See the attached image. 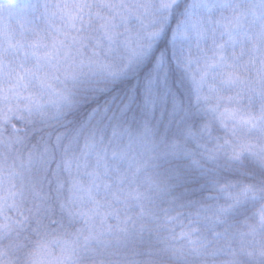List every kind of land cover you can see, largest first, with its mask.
<instances>
[{
  "label": "snow or ice",
  "instance_id": "snow-or-ice-1",
  "mask_svg": "<svg viewBox=\"0 0 264 264\" xmlns=\"http://www.w3.org/2000/svg\"><path fill=\"white\" fill-rule=\"evenodd\" d=\"M220 2L227 5L228 0ZM259 3L264 8V0ZM107 6L128 7L122 0L118 5ZM91 7L86 0H73L71 9L65 4L67 30L59 31L50 42L45 38L31 41L28 47L34 63L8 77L7 95L0 88V106L15 102L28 117L30 126L23 130V135L19 134L21 129L13 127L17 135L8 138L0 129V264H158L154 257L159 252L151 249L143 254L117 250L134 237L142 238L145 232L154 233L164 245L162 250L173 259L185 255L183 247H175L185 242L206 261L214 253L206 251L211 242L200 236L199 225L203 222L212 229L224 225V231H214L213 236L226 237L227 217L241 203L240 197L251 194L254 200L264 198V75L258 74V87L230 72L221 81L223 88L240 86L254 93L260 103L252 109L245 106L240 94L225 96L214 86L209 87L212 95L201 97L200 82L206 80L208 71L221 64L231 67L222 51L209 57L201 71L197 102L203 99L205 111L224 132L223 136L213 138L211 122L203 125L200 135L207 136L209 141L200 145L201 155L208 162L223 158L229 166L243 165L248 156L259 169L260 179L257 184H242L234 194L232 189L238 182L221 183L211 177L213 188L230 202L194 205L189 201L188 206L194 205L195 211L188 214L185 222L183 212L178 210L185 205L177 204L178 198L172 195L174 185L169 183L173 177L159 171L160 161L182 151L191 155V163L197 167H202L200 160L184 151L177 141L161 151L148 119L137 129L113 124L106 138L107 125H100L109 111L107 105L80 112L86 105H81L66 86L77 80L79 69L101 63L99 41L90 55L85 53L90 37L82 35L86 31L84 9H89L86 14L91 17ZM238 19L223 17L217 21V27L227 32ZM191 27L203 31L195 22ZM101 28L109 43L113 42L110 25L102 24ZM12 39L0 34V51L5 50L6 40L8 47H12ZM3 67L0 63V80ZM143 99L145 105L154 104L147 95ZM98 113L102 114L100 118ZM33 137L35 141L29 143ZM210 172L211 169H204V174ZM165 197L167 206L158 207L156 202ZM255 215L259 230L264 231V208ZM5 240L14 243L5 247Z\"/></svg>",
  "mask_w": 264,
  "mask_h": 264
},
{
  "label": "trees",
  "instance_id": "trees-1",
  "mask_svg": "<svg viewBox=\"0 0 264 264\" xmlns=\"http://www.w3.org/2000/svg\"><path fill=\"white\" fill-rule=\"evenodd\" d=\"M16 1L22 3L27 0ZM122 2L128 5V0H122ZM192 2L193 0H177L169 10L165 11L162 17L161 31L152 41L151 46L142 56L125 64L119 63L116 66L115 76L106 74L103 70L100 74L83 76L76 81L73 90H71L74 98L81 105H86V107L80 108V112L96 105L103 109L107 105L109 111L103 115L100 125L101 128L107 125L106 138L113 124L120 123L137 129L145 119H148L153 128L155 141L160 145L161 151L165 145L177 141L183 145L184 151L194 154L200 160L202 167H197L191 163V155L186 156L182 151L178 155L168 156L160 161L159 171L165 176L173 177L169 183L174 185L172 195L178 198L177 204L185 205L184 208L178 209L183 212L185 222L189 219L188 214L195 211V204L216 205L230 202L224 199V194L213 188L210 183L211 177L214 176L221 183L238 182L237 187L232 189L234 194L239 192L242 184H257L260 179L259 169L248 156L244 157L243 165L229 166L223 158L217 162H208L201 155L203 149L200 145L209 141L207 136L200 135L201 127L211 122L213 138L223 136L224 132L212 121L211 114L205 111V102L202 100L197 102L193 73L185 60L188 57L181 52H176L173 46L177 32L186 21L185 17L187 18ZM86 3L92 6L93 15L89 17L86 14L89 9H84L86 31L82 35L90 37L87 40L89 46H94V42L98 38H107L101 28L102 24L110 25V29L114 26L113 30L116 29L113 46L129 44V39L133 38L134 33L137 34L138 22L136 18L128 25L129 20L127 21L126 14L129 10L107 6L108 4L118 5L121 0H86ZM133 3L135 0H130L129 5ZM57 4L60 5L59 8H57ZM65 4L71 9L73 0H34L31 7H28L29 13L25 15L26 19L30 20L29 24L24 20L10 19L3 30L1 29L0 34L5 38H13L12 47H8L6 40L5 50L0 51V63L4 66L0 88L5 90V95L8 94V77L14 72H21L25 67H31L34 63L28 44L37 38H45L50 42L53 37L58 35L59 31L67 30V18L63 14ZM101 4L104 6L101 7ZM97 13L99 16L96 15ZM148 17L150 16L146 17V21H149ZM233 90L240 92L241 87L237 86ZM146 95L150 100H154V104H144L143 98ZM125 105L128 106L127 109H125ZM122 109L124 112L121 111ZM97 115L100 118L102 114L98 113ZM109 117L112 119L109 120ZM27 119L26 114L18 110L15 102L0 106V129H3L5 138L17 135L13 132V127L21 129L19 134L23 135V130L30 128ZM189 131L192 134H189ZM35 139L36 137H33L29 143L34 142ZM204 169H211L212 172L204 174ZM241 172H251L253 175H241ZM208 196L219 197V199L209 200ZM167 199L165 197L163 200H158L157 206L166 207ZM189 201L194 202V205L188 206ZM240 201L241 203L227 217L229 225L227 236L238 237L243 242L252 238L255 242L258 237L257 230L254 228V214L257 207L264 203V198L254 200L249 194L247 198L241 196ZM11 214L14 215V213ZM199 228L209 235V239L216 240L213 232H223L225 226L218 225L212 229L202 222ZM262 236L264 237V235ZM217 240L220 243L223 238ZM11 243L14 241L5 240L4 246L7 247ZM184 243L180 242L175 245L177 248L183 247L185 253L183 257L177 259H173L169 252H164L162 250L164 245L158 241L154 233L148 232H145L142 238L130 239L126 246L117 250L121 252L135 250L143 254L151 249L154 252H159L154 257L158 264H214L216 262L212 258L211 261H205L203 256H198L195 252L193 254L189 248L184 247ZM252 250L254 251V249ZM225 251L232 252L230 249ZM15 254L19 255V253ZM216 257L222 258L223 255ZM140 258L143 259V255ZM236 264H264V256H260L258 259L248 257Z\"/></svg>",
  "mask_w": 264,
  "mask_h": 264
},
{
  "label": "rangeland",
  "instance_id": "rangeland-1",
  "mask_svg": "<svg viewBox=\"0 0 264 264\" xmlns=\"http://www.w3.org/2000/svg\"><path fill=\"white\" fill-rule=\"evenodd\" d=\"M176 1L143 0L139 2L135 0V3L129 5L130 0H128V7L126 8L129 10V13L126 14L127 21L129 20L128 25L136 18L138 22L137 34L134 33L133 38L129 39V44H124V46H113V42L109 43L107 38H98L96 41H99L101 45L97 49L101 52L100 66L94 65L91 68L85 66L79 69L77 80L83 76L100 74L102 70L104 73L112 75L110 73L117 72L116 66L119 63L125 64L142 56L161 31L164 12L169 10ZM33 2L34 0H27L22 3H18L16 0H0V31L10 19L24 20L29 24L30 20L29 18L26 19L25 15L29 13L28 7H31ZM148 15L150 16L148 17L149 21H146ZM223 17H239V19L238 21L234 20L225 32L224 29L217 27V21H222ZM185 19L186 21L180 31L177 32L173 46L176 52H181L188 57L185 59L187 63L191 60V64L188 63V65L193 77H195L193 80L195 89L197 82L200 81L201 71L209 62L208 58L215 56L218 51H222L226 63L231 66L226 68L221 64L214 70L208 71L206 80L200 82L201 97L212 95L209 92V87L214 86L221 89V94L225 96L240 94L245 100L246 107L256 109L260 100L254 93L248 91L247 88L241 89L240 92H236L233 88H223L221 81L230 72L253 87L259 86L257 83L258 74L264 75V71H262L264 70V8L260 6L259 0H228L227 5L220 0H193ZM144 21L146 23H143ZM193 22L198 27H202L203 31L194 30L191 27ZM113 29L114 26L110 32L113 34L114 41L116 29ZM96 41L94 46L90 45L85 49L86 55H90L91 49L96 48ZM220 46H223L222 49ZM104 65L107 67H103ZM76 81H69L66 86L73 90ZM250 99L251 104H249ZM201 100L203 101V99ZM261 208H264V203L257 207L255 213ZM254 218V228L257 230L258 237H256L255 242L252 238L243 242L238 237L226 236L222 237L223 240L219 243L217 239H209V235L200 229V236L211 242L206 251L214 253L207 260L214 259L216 261L214 264H236V262L244 261L248 257L258 259L262 256L261 253H264V237L262 236L264 231L259 230L255 214ZM184 245L185 248H189L186 243ZM228 249L232 252L225 251ZM221 254L223 255L222 258L216 257L221 256Z\"/></svg>",
  "mask_w": 264,
  "mask_h": 264
}]
</instances>
